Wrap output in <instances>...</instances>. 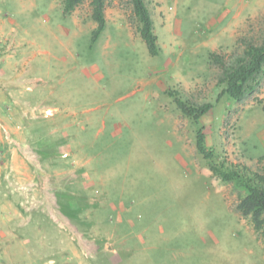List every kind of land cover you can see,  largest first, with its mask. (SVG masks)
<instances>
[{"label":"rangeland","instance_id":"obj_1","mask_svg":"<svg viewBox=\"0 0 264 264\" xmlns=\"http://www.w3.org/2000/svg\"><path fill=\"white\" fill-rule=\"evenodd\" d=\"M159 52L128 0H0V264H264L212 162L264 167V76L233 100L219 68L264 36V0H146ZM209 102L199 119L176 107Z\"/></svg>","mask_w":264,"mask_h":264},{"label":"trees","instance_id":"obj_2","mask_svg":"<svg viewBox=\"0 0 264 264\" xmlns=\"http://www.w3.org/2000/svg\"><path fill=\"white\" fill-rule=\"evenodd\" d=\"M84 2H87L89 17L95 23L92 30L93 40L105 27L106 0H61L62 12L68 14ZM128 3L136 22V32L148 53L158 54L157 36L153 32V20L146 0H128ZM208 58L219 68L217 83L223 85L220 93L233 100H241L256 90L264 76V36L258 43H246L241 53L228 60L213 52L208 53ZM173 100L182 114L196 121L212 107L209 102L187 104L177 97ZM261 110L264 112V103ZM195 148L207 160L209 170L221 181H234L245 189L235 209L249 218L254 230L264 239V167L260 171H252L246 166L224 168L212 162L213 151L206 146L201 128L195 132Z\"/></svg>","mask_w":264,"mask_h":264}]
</instances>
